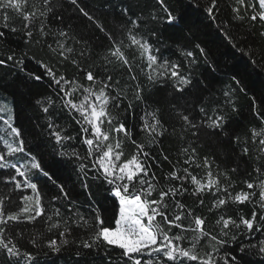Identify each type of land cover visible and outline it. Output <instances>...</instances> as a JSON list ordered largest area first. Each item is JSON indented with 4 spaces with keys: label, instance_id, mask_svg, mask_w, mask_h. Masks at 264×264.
Instances as JSON below:
<instances>
[{
    "label": "snow or ice",
    "instance_id": "1",
    "mask_svg": "<svg viewBox=\"0 0 264 264\" xmlns=\"http://www.w3.org/2000/svg\"><path fill=\"white\" fill-rule=\"evenodd\" d=\"M156 2L163 15L149 13L144 18L142 13H133L131 6L121 7L118 13L111 9L102 13L86 0H0V40L20 32L29 45L44 40L50 56L58 57L55 63L26 52L0 58V66L11 63L43 89L33 93L29 102L46 121V139L33 138L30 129L19 123L16 107L0 105V257L4 264H41L42 259L68 253L77 258L92 256L101 264H251L253 257L258 258L257 264H264V168L254 166L252 173H245L252 177L243 181L247 191L234 193L229 172L236 173L239 162L234 160V166L225 162L223 167L208 157L202 164L197 162V148L204 139L239 143L240 137L230 133L229 113L237 111L236 89L247 94L244 76H230L215 107H205L202 95L195 104L181 103L198 86L210 94L217 68L210 59L211 50L197 42L191 30L182 35L175 50L178 59L160 55L155 46L159 35L155 29L145 34L146 26L162 22L183 33L184 18L174 15L165 0ZM224 3L230 11L223 19L219 0H208L200 10L223 40L246 57L252 71L264 76V47L256 51L254 46H241L240 41L247 44V36L230 35L241 24L264 28V0ZM189 4L200 8L194 0ZM113 14L119 22L109 28L103 17ZM259 35L264 38V31ZM49 36L54 44L47 43ZM95 42L104 51L105 78L86 70L90 83L85 86L66 77L61 71L65 63L81 70L78 58L87 55L85 45ZM77 45L82 49L79 52ZM25 60L35 66L28 70ZM201 62L207 64L213 79L194 83L193 72ZM113 66L127 73L124 84L119 75L114 80L108 71ZM137 72L149 84L169 86L175 103L147 105ZM250 100L262 125L250 130L251 141L264 154V87ZM125 103V111L144 106L135 134L112 114V109L119 110ZM61 113L78 125L75 134L58 122ZM177 126L182 134H189L181 149L188 167L173 165L164 176L166 183L161 184L152 171L151 148L166 134L175 133ZM145 136L150 138L147 145L140 142ZM126 143L135 150L127 153ZM80 145L86 146L83 153ZM238 155H249L247 143ZM256 159L260 161L261 156ZM164 160H168L166 155ZM193 164L205 170L202 176L190 171ZM62 170L75 174L87 192L86 207L62 182ZM89 179L103 188L102 201L95 200ZM207 195L212 197L207 211L214 214V221L186 203L190 196L204 206ZM230 205H249L252 212L245 216L238 210L232 216ZM37 224L43 229L27 230L28 225ZM25 242L27 246H22Z\"/></svg>",
    "mask_w": 264,
    "mask_h": 264
},
{
    "label": "trees",
    "instance_id": "2",
    "mask_svg": "<svg viewBox=\"0 0 264 264\" xmlns=\"http://www.w3.org/2000/svg\"><path fill=\"white\" fill-rule=\"evenodd\" d=\"M88 4L93 7L99 8L100 12L108 13L109 9L113 13H118L123 6H131L133 13L143 14L144 18L149 16V13L156 16H162L160 5L156 0H86ZM200 4V8L190 6L189 0H165L167 6L172 10L174 15L183 17L181 28L184 30L182 33L180 30H173L168 28L164 23H149L145 28V34L155 29L159 35V42L156 43V47L160 48V55L176 60L178 57L175 54L176 48L182 42V35L186 34L188 30L198 37L197 42H203L204 45L213 53L210 59L216 65L217 71L215 78L209 74L207 64L201 62L199 67L193 72V82L196 80H203L205 83L209 79H213L214 87H211V92L204 91L199 86L192 90V93L187 96L181 103L187 101L190 104H195L198 96L204 97V106L215 107L218 100L222 99L220 92L224 89L225 85L229 83L231 75L240 73L244 76V83L246 92L242 93L239 89H236V95L234 97L237 111L235 113H229L230 120V133L235 132L240 137V141L236 146L225 142L223 139H204L203 142L197 148L198 163H203V158L215 159L221 167L225 162L228 165L234 166V160L241 164L240 169L236 173L229 172L231 180L233 182L232 191L238 192L245 190L246 186L243 183L244 180H251L252 177L245 173H252L253 167L258 166L264 168V154H260L258 146L251 141L250 130L255 128L259 130L261 128V120L254 115L253 110L250 107L251 96L257 94L259 90L264 87V76L258 75L253 72L247 64L246 57H242L241 53L235 51L230 45H228L223 38L218 34L216 28L210 21L207 20L206 15L200 9L205 7L208 0H194ZM219 6L221 8V16L223 19L229 13V9L224 3V0H219ZM100 12L97 14L99 15ZM106 20V26L112 28L113 25L119 22L116 15H105L103 17ZM19 27V24H17ZM57 26L53 25V29ZM264 31L259 24L255 27H251L245 24L237 26L230 35L233 36H247V44L244 41H240L241 46H254L256 51H260L264 47V38H261L259 33ZM102 39V38H101ZM47 43H53L51 36L47 38ZM84 49L87 51V55L82 58H78L81 70H78L75 66L65 63V67L61 69L69 79L75 78L79 83L87 86L90 82L85 79V71L92 70L94 74L99 73L101 79H104L106 74L104 72V51L99 46V42L90 43L85 45ZM79 45L76 46V51H81ZM22 52H26L29 56H35L37 59H43L46 63H55V59L50 56L48 48L45 46L44 40L40 45L35 43L29 45L20 32L9 33L4 40H0V58H6L10 54L20 56ZM137 64H141V61L137 59ZM25 65L28 70H31L35 65L31 60H25ZM109 68V72L113 73V79L119 75L121 84H124L128 79L127 73L121 74L119 69ZM140 83L144 86V98L147 105L153 107H165L169 103H175V99L169 96L172 89L167 85L161 84H149L142 73L137 72ZM41 87L38 84H33L28 81L24 74L12 67L11 63L8 66H0V105L7 103L10 107L15 106L19 113V123L24 125L26 129H30V135L39 137L41 140L46 139V121L44 114H42L36 107L32 106L29 102L31 95L36 91H41ZM78 95V94H77ZM127 104H122L121 109H112V114L119 120H122L126 127H131L135 134L137 125L140 123V117L143 113L144 106L136 105L133 109L125 111ZM260 109H257L259 111ZM59 123L62 125H68V131L72 134L76 133L78 125L75 121L66 113H61L59 117ZM189 138V134L184 132L182 134L179 126L177 131L171 135L166 134L158 146H153L151 152L155 157V161L152 163V171L156 173L161 184H165L164 176L173 170V165L177 167H188L183 161L186 157L181 152L183 142ZM149 137H142L140 142L146 145L149 142ZM247 143L249 148V155L247 157L238 155L240 150ZM86 146L80 145L79 150L84 152ZM126 152H133L134 146L131 144H125ZM261 156V160L257 161L256 155ZM168 157V160H164V156ZM179 161V163H177ZM171 162V163H170ZM193 174L202 176L204 174L203 168H196L193 164L190 168ZM151 174V173H150ZM254 175V173H253ZM62 182L66 183L67 188L72 189L71 195L81 205L87 206L88 196L87 192L80 186L79 180H77L75 174L69 175V171H61ZM91 189L94 193V198L97 202H100L104 198V191L102 187H98V182L92 179L88 181ZM51 195V193H49ZM186 203L189 207L196 210L197 213L207 216L208 221H214V214H210L207 209L211 206V195L205 196L204 206H198L196 198L187 196ZM107 206L111 207V201L107 202ZM231 211L229 215L236 216L239 212L245 216H250L252 207L249 205H230ZM83 210V209H82ZM211 226V225H210ZM42 230L43 226L37 224L35 227L28 225V231ZM22 246H27L26 242ZM31 250V249H29ZM258 258H251V264H257ZM0 264H4V260L0 257ZM41 264H101L99 260L92 256H85L77 258L71 253L60 256H51V258L42 259ZM196 264V262H191Z\"/></svg>",
    "mask_w": 264,
    "mask_h": 264
}]
</instances>
